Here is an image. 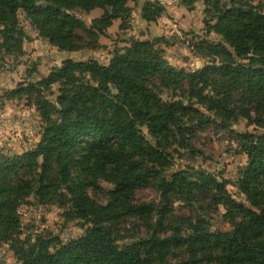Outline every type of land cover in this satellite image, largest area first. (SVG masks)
<instances>
[{
	"label": "trees",
	"instance_id": "trees-1",
	"mask_svg": "<svg viewBox=\"0 0 264 264\" xmlns=\"http://www.w3.org/2000/svg\"><path fill=\"white\" fill-rule=\"evenodd\" d=\"M131 1L0 0V50H21V11L60 51L94 48L116 19L124 27ZM197 1L179 2L190 9ZM203 3L204 29L232 51L202 43L198 53L208 50L212 60L194 72L172 66L154 42L133 39L107 65L68 59L18 90L39 94L43 132L35 148L0 160V241L9 242L17 264H172L169 256L178 247L189 264H264V132L239 137L248 164L236 186L251 208L231 195L225 179L194 168L170 171L178 148H190V127L212 121L196 102L223 128L244 118L264 129V13L243 0ZM98 8L103 14L90 26L73 12ZM165 12L159 1H145L142 18L154 23ZM54 86V101L42 96L54 94ZM164 91L173 99H163ZM101 181L113 185L106 202L89 192ZM141 189L154 190L161 201H138ZM31 197L57 204L66 220L84 224L85 233L67 243L22 238L18 209ZM173 199L205 213L223 206L231 229L206 233L201 220H190L191 234L184 236L170 221ZM124 217L141 219L147 234L120 245L114 224Z\"/></svg>",
	"mask_w": 264,
	"mask_h": 264
},
{
	"label": "rangeland",
	"instance_id": "rangeland-1",
	"mask_svg": "<svg viewBox=\"0 0 264 264\" xmlns=\"http://www.w3.org/2000/svg\"><path fill=\"white\" fill-rule=\"evenodd\" d=\"M157 1V0H144ZM180 1V0H179ZM229 2L230 0H225ZM257 6L264 13V0H243ZM136 2V3H135ZM141 0L131 1L133 7L130 18L126 19L123 28L115 26L106 36H101L93 47H84L78 51H60L51 45L49 41L41 37L39 30L31 25L25 18L23 11L19 12L20 28L23 31L24 40L21 50H0V160L4 157L21 155L37 145L42 137L43 121L35 105V99L39 95L37 91L30 94L27 91H18L23 87H29L46 78L52 70L61 66L63 61L72 59L74 61H87L94 59L101 64L107 65L114 57L116 50H121L130 45L133 39L154 42L165 52V58L177 69L194 72L209 64L212 58L207 56L208 50L198 53V47L202 43L224 44L223 39L216 33H207L203 23L205 5L203 0L197 1L190 10L193 14L190 19V27L180 34H155L150 25H146L137 16L139 5L143 8ZM143 3V4H142ZM142 4V5H141ZM142 8L140 14L142 16ZM76 16L88 26L97 15H102L103 10L86 12L74 10ZM200 17V19H199ZM152 27V26H151ZM1 43V41H0ZM232 51V49L226 45ZM14 87V88H13ZM18 91L16 95L13 92ZM54 94L50 95L43 91L42 96L55 100L57 86L53 87ZM162 97L165 100L173 99L171 91H164ZM196 102L195 100H193ZM186 102V100H185ZM187 103V102H186ZM195 107L209 116L211 122L203 126H191L189 144L190 148H178L174 155V166L172 171L194 168L205 174H212L219 180L227 181V189L231 195L244 202L251 208L245 196L241 195L236 183L244 176L247 169V155L242 149L240 135L245 133L261 134L264 129L249 123L244 118L231 124L229 128H223L215 120L212 112L195 103ZM145 133L147 131L145 130ZM187 138V139H188ZM197 151L193 153L192 149ZM98 190L89 189L90 196L97 201L106 202L107 192L113 185L101 181ZM138 201H161L160 195L152 189H141L136 192ZM173 199L174 222L184 236L191 234L189 228L190 220L202 221V231L216 233L228 231L231 225L226 222L223 206L214 207L209 205L211 212H199L197 206ZM208 204L211 200L206 201ZM21 224L22 238L31 236L33 238H58L67 243L85 233V226L77 220H66L63 209L57 204H39L33 197L29 202L18 209ZM114 235L122 243L147 234L142 220L136 217H124L119 223L114 224ZM191 261L185 248H175L169 256V263L189 264ZM13 250L9 242L0 241V264H17ZM205 264V263H201Z\"/></svg>",
	"mask_w": 264,
	"mask_h": 264
},
{
	"label": "crops",
	"instance_id": "crops-1",
	"mask_svg": "<svg viewBox=\"0 0 264 264\" xmlns=\"http://www.w3.org/2000/svg\"><path fill=\"white\" fill-rule=\"evenodd\" d=\"M141 1L144 2V0ZM157 1H159L165 7L166 9L165 14L161 18H159L156 22L148 23L141 16L140 11L142 7L139 5V8H137V12H135L137 13V16L139 15L138 16L139 22L141 17V21L143 23H145L147 26L150 25L149 26L150 29H154L155 34H160V35H167V34L173 35L175 33L180 34L181 31L185 32L188 30V28L190 27V19L193 14V11L181 5L179 0H157ZM129 6L133 7L131 2H129ZM96 10L97 9L92 11L94 12ZM100 16L101 15H97V17ZM121 23H122L121 19H116L113 22V25L108 29L107 33L111 32L112 28H114L115 26H117L120 29ZM201 23H203V21L200 19V24Z\"/></svg>",
	"mask_w": 264,
	"mask_h": 264
}]
</instances>
